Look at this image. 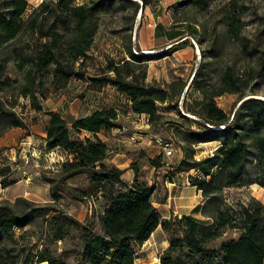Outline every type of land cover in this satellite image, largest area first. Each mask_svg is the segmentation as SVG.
<instances>
[{
	"label": "trees",
	"instance_id": "trees-1",
	"mask_svg": "<svg viewBox=\"0 0 264 264\" xmlns=\"http://www.w3.org/2000/svg\"><path fill=\"white\" fill-rule=\"evenodd\" d=\"M143 3L142 11L148 4ZM28 5L27 0H0V91L5 96L0 98V136L18 127L30 133L28 122L16 110V99L9 100L12 90L18 89L17 95L27 97L32 110L46 116L45 148L60 151L65 159L52 177L41 175L49 184L46 203L23 197L0 202V264H135L137 248L158 227L168 242L159 264H264V204L253 197L233 203L223 194L250 183L264 187V99L245 98L247 91L256 94L252 84L264 75V57L258 54L256 66L238 73L234 64L218 65L222 59L218 35L208 48L197 38L204 59L188 86L200 97L183 102L190 117L177 107L186 82L180 78L165 84L147 82V64L154 56L139 48L134 51L130 33L122 36L120 58L104 55L98 73L85 70L99 15L113 5L132 7L134 1L41 0L27 14ZM221 24L228 39L242 44V56L251 57L248 44L242 42L241 11H230ZM176 41L170 51L187 38ZM10 62L22 71L21 78L8 75ZM71 79L87 80L92 90L111 83L128 99L131 111L147 115L151 125L163 118L157 104L174 102L180 123L172 127V134L183 151L174 170L197 172L188 179L204 198L198 210L207 221L188 215L163 218L151 200L152 188L139 179L136 166H131L129 183L122 178L123 169L104 162L112 149L98 133L117 127L114 107L95 109L69 123L60 112L43 106L46 83L56 91ZM223 93L237 95L235 110L225 112L217 106L215 98ZM208 141L217 143L212 153L195 158V146ZM159 160L149 162L159 166ZM5 175L0 170L2 187L9 185ZM81 175L88 180L85 188L67 183ZM64 197L100 198L102 207L81 221L60 204ZM33 225L38 227L36 243H20L25 228ZM227 232L236 237H227Z\"/></svg>",
	"mask_w": 264,
	"mask_h": 264
},
{
	"label": "rangeland",
	"instance_id": "rangeland-1",
	"mask_svg": "<svg viewBox=\"0 0 264 264\" xmlns=\"http://www.w3.org/2000/svg\"><path fill=\"white\" fill-rule=\"evenodd\" d=\"M85 1L77 0L78 3ZM132 1L136 5L132 7L113 5L107 12L99 15L98 29L85 60V70L89 74L100 71L104 55L120 58L123 53L122 36L130 33L134 51L139 48L140 52L154 56L147 64V82L165 84L178 78L186 82L177 107L181 113L192 117L183 111V102L190 103L191 100L200 97L191 86L188 88L195 70L204 59L197 38L202 41V46L208 48L212 39L218 35L222 52V59L218 65L234 64V69L238 73L256 66L258 54L264 57V0H146L148 4L143 11V0ZM27 2L28 14L41 0ZM232 10L241 11L244 22L242 32L245 36L242 42L248 44L251 57L242 56L240 41L233 42L225 36L221 20ZM185 38L187 41L181 47L171 51L168 49L172 42L174 44L177 43L176 40L181 41ZM6 72L12 79L22 77V71H18L16 66L14 68L13 62L7 65ZM253 81L249 85L254 86L256 94L252 95L247 91L248 95L245 98L264 99V75L256 77ZM87 84V80L71 79L65 88L54 91L46 83L45 88L48 92L42 104L45 108L56 106L69 122L75 118L74 116L77 117L87 111L114 107L118 114L117 127L109 130L113 134H109L106 142L112 151H121L127 155L128 168L131 166L138 168L139 179L152 188L151 200L161 216L169 218L188 215L200 221H207L198 210L204 198L188 179L189 175H197V172L174 170L183 159L179 139L172 134V127L180 123L172 105L174 102L158 103L157 111L163 114V118L151 125L147 115L131 111L128 99L111 83H107L99 90L88 89ZM216 86L217 83L210 88L215 89ZM12 92L9 100L14 102L16 99V110L28 122L30 133H27V129L24 131L17 128L9 129L0 136V170L5 172V179L9 182L6 187L0 185V202H13L16 198L23 197L44 204L50 200L49 184L41 175L46 173L52 177L65 156L56 149L48 151L43 147L41 142L43 115L29 107L27 97L17 95L18 89ZM0 98H5L3 91H0ZM79 101L81 104L77 108ZM215 102L225 112L235 110L239 104L234 93H223L215 98ZM192 128L197 129L195 125ZM118 135L123 139L121 146H118L115 140ZM163 140H171L174 150L172 155H166L161 149L159 143ZM216 144L215 141H208L196 145L195 158L206 157L212 153ZM127 157H123V160ZM155 157L160 158L159 166H152L149 162V159ZM3 177H0V180ZM122 178L125 180V177ZM67 183L85 188L88 180L81 175L69 179ZM223 194L233 203L247 201L253 197L264 204V187L257 183L228 188ZM60 204L68 213L83 221L93 210L102 207V200L93 197L72 200L64 197ZM25 229L27 232L20 243L35 244L38 227L33 225ZM19 233L20 231H15L16 235ZM166 236L158 227L149 239L137 248L139 257L135 264H159L160 254L168 245ZM226 236L235 238L236 233L227 232Z\"/></svg>",
	"mask_w": 264,
	"mask_h": 264
},
{
	"label": "crops",
	"instance_id": "crops-1",
	"mask_svg": "<svg viewBox=\"0 0 264 264\" xmlns=\"http://www.w3.org/2000/svg\"><path fill=\"white\" fill-rule=\"evenodd\" d=\"M76 100V99H75ZM80 104H81V102L79 101L78 102V106H77V108H79L80 107ZM49 109H51V110H54V111H57V112H59V110H58V108L55 106V107H50ZM91 111H87V112H85V113H83L82 115H87V114H89ZM37 113V112H36ZM60 114L62 115V117L64 118V119H66L64 116H63V114L60 112ZM38 115H40V114H38ZM43 115V114H42ZM80 116V115H79ZM43 117H44V120H43V131H42V133H41V142H42V145H43V147H45V135H46V133H45V126H44V124H45V120H46V116L45 115H43ZM75 118H76V116H74ZM78 117V116H77ZM74 118V119H75ZM73 119V120H74ZM67 120V119H66ZM73 120H71L69 123H71ZM11 129H17V128H11ZM18 129H22V130H26V129H24V128H19L18 127ZM116 130H119V128H116ZM113 134V132H110V131H101V132H99L98 133V135H99V137L100 138H102L105 142L107 141V139L109 138V134ZM28 139H29V137H27ZM115 140L117 141V145L118 146H121V143H123V139H122V137L120 136V135H118V136H116L115 137ZM107 143V142H106ZM108 144V143H107ZM109 145V144H108ZM61 153V152H60ZM61 154H63V153H61ZM64 155V154H63ZM65 156V155H64ZM123 157H127V155L124 153V152H121V151H112L111 150V152H110V154H109V156H108V158H105V160H104V162L106 163V164H109V163H113V164H115L116 166H118L120 169H123L124 170V172H123V174H122V177H125V181H127V182H131L132 181V179H133V171H132V169L131 168H128V162H127V160L129 161V159H128V157H127V159L126 160H123ZM59 158L60 159H62L61 158V156H59Z\"/></svg>",
	"mask_w": 264,
	"mask_h": 264
},
{
	"label": "built area",
	"instance_id": "built-area-1",
	"mask_svg": "<svg viewBox=\"0 0 264 264\" xmlns=\"http://www.w3.org/2000/svg\"><path fill=\"white\" fill-rule=\"evenodd\" d=\"M160 144L161 149L166 155H172L173 154V145L171 143V140H163Z\"/></svg>",
	"mask_w": 264,
	"mask_h": 264
},
{
	"label": "water",
	"instance_id": "water-1",
	"mask_svg": "<svg viewBox=\"0 0 264 264\" xmlns=\"http://www.w3.org/2000/svg\"><path fill=\"white\" fill-rule=\"evenodd\" d=\"M234 112V111H233ZM232 115H233V113H232ZM188 116V115H187Z\"/></svg>",
	"mask_w": 264,
	"mask_h": 264
}]
</instances>
